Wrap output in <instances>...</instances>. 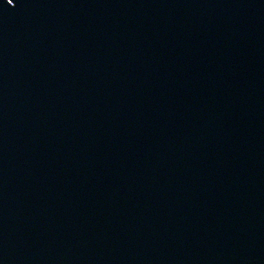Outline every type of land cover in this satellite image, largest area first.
<instances>
[{"label":"water","instance_id":"obj_1","mask_svg":"<svg viewBox=\"0 0 264 264\" xmlns=\"http://www.w3.org/2000/svg\"><path fill=\"white\" fill-rule=\"evenodd\" d=\"M0 264H264V0H0Z\"/></svg>","mask_w":264,"mask_h":264}]
</instances>
